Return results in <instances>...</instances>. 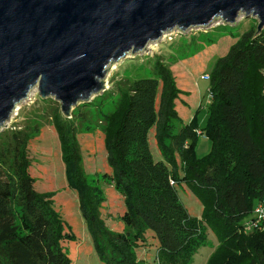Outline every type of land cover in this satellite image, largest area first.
Returning a JSON list of instances; mask_svg holds the SVG:
<instances>
[{
	"label": "trees",
	"instance_id": "1",
	"mask_svg": "<svg viewBox=\"0 0 264 264\" xmlns=\"http://www.w3.org/2000/svg\"><path fill=\"white\" fill-rule=\"evenodd\" d=\"M161 66L120 86L113 111L105 114L116 127L105 130L112 172L103 178L125 196L122 232L102 221L103 194L82 172L75 129L55 114L67 178L80 192L97 252L105 264H140L136 249L146 246L151 230L162 264H191L211 229L218 244L206 264H232L226 257L234 254L240 264H264V217L256 212L264 205V27L258 31L256 23L235 36L217 59L209 73L212 96L204 125L197 114L182 123L171 72ZM163 86L167 93L159 102ZM151 131L163 159L153 155ZM203 133L212 150L198 157ZM30 137L24 130L0 133V264H74L65 243L75 235L67 231L51 193L35 189ZM182 183L202 201L200 217L182 203L177 188Z\"/></svg>",
	"mask_w": 264,
	"mask_h": 264
},
{
	"label": "rangeland",
	"instance_id": "2",
	"mask_svg": "<svg viewBox=\"0 0 264 264\" xmlns=\"http://www.w3.org/2000/svg\"><path fill=\"white\" fill-rule=\"evenodd\" d=\"M256 23H259L256 17L241 14L234 23H227L219 18L208 26H193L185 30L175 28L168 31L158 41L147 44L142 51H131L120 61L111 63L102 79L103 88L93 93L89 99L71 107L69 114H65L61 103L54 97L42 98L37 88H33L28 96L16 105L10 118L1 127L0 133L24 130L31 134L30 173L36 180L35 189L40 193H51L55 210L63 219L67 231L75 235L74 239L65 243L74 264L105 263L96 250L93 236L82 215L80 192L67 178L55 114L58 113L60 120L68 119L73 125V131L75 129L82 154V172L97 189L99 186L103 194L99 206L102 221L106 227L122 232L126 229L120 217L126 209L125 196L117 190L114 183L106 180L107 177L103 178L105 173L112 172L105 143V130L112 131L116 127V121L107 122L105 114L113 111L120 86H124L136 76H149L152 72L161 70L164 63L165 68L171 72L178 92L174 109L182 123L190 122L197 114L200 125H204L212 96L207 76L217 59L234 43L235 36ZM261 73L264 76V69ZM163 88L159 102L163 93H167L166 86L164 90ZM93 100L97 103L92 105L90 103ZM81 104L83 106H79ZM82 110L85 114L80 113ZM154 133L150 132L153 155L156 160L163 159ZM211 150V140L205 133L201 134L195 148L197 156L202 157ZM177 188L188 212L200 217L204 205L199 197L185 183L178 184ZM146 236V246L141 245L136 249L137 256L142 260L140 264H162L157 256L158 243L153 237V232L148 230ZM217 244L215 233L209 229L208 244L199 248L191 264H206ZM229 250L232 252L234 249L230 247ZM234 255L235 257L226 258L232 264H240V258L236 257L237 254Z\"/></svg>",
	"mask_w": 264,
	"mask_h": 264
},
{
	"label": "water",
	"instance_id": "3",
	"mask_svg": "<svg viewBox=\"0 0 264 264\" xmlns=\"http://www.w3.org/2000/svg\"><path fill=\"white\" fill-rule=\"evenodd\" d=\"M241 14L261 31L264 0H0V129L33 88L69 114L129 52Z\"/></svg>",
	"mask_w": 264,
	"mask_h": 264
},
{
	"label": "built area",
	"instance_id": "4",
	"mask_svg": "<svg viewBox=\"0 0 264 264\" xmlns=\"http://www.w3.org/2000/svg\"><path fill=\"white\" fill-rule=\"evenodd\" d=\"M206 79H209V75L207 76ZM256 212H257V214L259 215L260 218L264 217V205H259L256 208Z\"/></svg>",
	"mask_w": 264,
	"mask_h": 264
}]
</instances>
